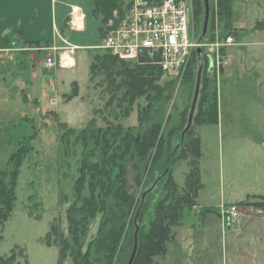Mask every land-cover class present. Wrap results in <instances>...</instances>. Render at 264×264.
Here are the masks:
<instances>
[{"label": "rangeland", "instance_id": "rangeland-1", "mask_svg": "<svg viewBox=\"0 0 264 264\" xmlns=\"http://www.w3.org/2000/svg\"><path fill=\"white\" fill-rule=\"evenodd\" d=\"M186 1L193 6L195 28L200 35L205 14L198 23L194 0ZM231 5L232 30H237L233 36L239 45L228 51L229 66L225 71L218 73L216 67L208 74L217 78L219 122L194 125L191 136L201 140L199 165L205 190H264V29L256 28L257 23H264V0H233ZM211 12L209 40L221 27L217 0H211ZM109 24L100 22L99 32L100 28L107 30ZM223 32L230 31L224 28ZM96 39L94 45L103 43L101 33ZM96 46L78 50V65L71 69L61 68L60 63L46 68L44 53L34 59L35 73L31 58L26 63L21 59L16 67H0V169L10 167L12 155L26 139L32 147L20 168L14 212L0 228V255L23 249L25 255L18 256L21 264H73L70 253L60 262L54 234L52 246L46 244L45 237L53 224L69 236L67 210L76 200L74 186L85 156L82 130L120 125L122 133L129 130L136 134L139 117L149 106L151 111L163 110L167 130L178 128L183 124V115L188 116L191 90H195L184 84L188 68L177 75L165 74L158 81L163 96L157 97L152 91L148 98L141 97L131 104L123 99V91L115 90L120 78L111 83L104 71L91 72L94 56L105 52ZM210 57L204 51L203 62L208 64ZM131 63L143 65L145 61ZM75 83L78 95L69 98ZM164 96L168 98L165 103ZM90 160L94 162V156ZM189 161H179L172 167L180 188L185 185ZM231 168L232 176L228 173ZM151 186L136 190L138 201ZM84 195L88 196V189ZM159 195L154 192L147 197L146 225L153 219ZM101 219L102 214H98L89 221L84 250L95 238ZM182 224L199 225V219L187 210Z\"/></svg>", "mask_w": 264, "mask_h": 264}, {"label": "trees", "instance_id": "trees-1", "mask_svg": "<svg viewBox=\"0 0 264 264\" xmlns=\"http://www.w3.org/2000/svg\"><path fill=\"white\" fill-rule=\"evenodd\" d=\"M148 1L159 3L162 0ZM131 2L132 0L126 3L125 0H93V15L106 26L115 20V12L123 16ZM194 4L195 19L199 23L205 14V0H194ZM231 4V0H217L222 31L225 28L229 33L234 31ZM256 28L264 29V23H257ZM100 33L104 39L107 30L100 28ZM144 61L143 65H136L110 52H104L94 56L90 70L94 74L104 71L111 83L115 82L116 77L120 78L115 90L123 91V99L134 104L141 97L148 98L152 91L156 92L157 97L163 96L158 81L165 73L159 66L149 62V59ZM196 64L199 65L198 68ZM200 70V93L193 125L182 137L188 124ZM209 73L212 74L209 64L201 62L198 54L194 53L184 84L195 90L194 93L191 90L192 100L188 101V116L186 113L183 115V124L178 128L167 130L163 110L151 111L149 106L139 117L140 126L136 134L129 130L122 133L120 125L114 128L87 127L81 131L85 156L79 170L80 177L74 186L76 200L67 210L69 236H65L60 226L53 224L45 237L46 244L52 246L51 235L56 236L54 241L60 247V262L70 253L73 264H115L119 261L120 264H127L139 227L138 251L134 264H159L156 258L166 253L167 244L175 237V229L182 225L184 213L198 205V195L203 188L199 165L202 158L201 140L200 137L191 135L194 125L219 122L217 78L214 75L208 76ZM74 85L69 98L78 95V85ZM167 99L164 96L163 103ZM28 140L29 138L12 155L10 167L0 169V228L15 209L20 168L32 149ZM93 156L94 162L90 160ZM182 160H190V170L184 187L180 188L172 167ZM159 178L155 188L146 196L143 193L138 201L136 190L148 184L153 185ZM86 189L88 196L84 195ZM154 192L160 194L159 200L153 219L146 225L144 214L147 197ZM240 204L264 210V196L250 195ZM98 214H102V219L97 234L84 250L88 223ZM24 255L23 249H14L10 255H0V264H21L18 256Z\"/></svg>", "mask_w": 264, "mask_h": 264}, {"label": "crops", "instance_id": "crops-1", "mask_svg": "<svg viewBox=\"0 0 264 264\" xmlns=\"http://www.w3.org/2000/svg\"><path fill=\"white\" fill-rule=\"evenodd\" d=\"M93 9V0H0V67H16L21 59L23 63L32 59L35 73L36 55L47 56L49 53L44 49L49 46L65 47L63 40L75 51L64 56L66 66L60 65L61 68L77 67V51L94 49L96 37L100 36V22L94 18ZM72 15H81V20ZM71 21L79 27L72 28ZM234 47L225 50L228 66V51ZM62 52L61 49L55 52L56 63ZM228 173L232 176V168ZM250 195L264 196V190L202 188L198 205L191 210L201 226L184 223L179 226L167 244L166 253L157 257L159 260L156 258L158 263L264 264V210L240 205ZM222 205H238L242 216L232 221L222 215Z\"/></svg>", "mask_w": 264, "mask_h": 264}, {"label": "built area", "instance_id": "built-area-1", "mask_svg": "<svg viewBox=\"0 0 264 264\" xmlns=\"http://www.w3.org/2000/svg\"><path fill=\"white\" fill-rule=\"evenodd\" d=\"M109 26L102 49L137 63L151 59L171 75L180 74L189 67L197 48H204L212 64L219 69L222 50L235 44L233 37L220 38L217 31L215 39L210 41L195 37L193 6L186 0L159 3L133 0L130 9L123 16H117ZM53 65V56H48L47 66ZM222 213L234 220L241 215L237 206L224 207Z\"/></svg>", "mask_w": 264, "mask_h": 264}, {"label": "water", "instance_id": "water-1", "mask_svg": "<svg viewBox=\"0 0 264 264\" xmlns=\"http://www.w3.org/2000/svg\"><path fill=\"white\" fill-rule=\"evenodd\" d=\"M209 20H210V0H205V17H204V25H203V36H205L207 31H208ZM198 54L201 55V50H198ZM201 74H202V70H200V72L198 74V78H197L198 80H197V84H196V90H195V94H194V98H193V102H192L191 111H190L189 118H188V124H187L185 130L182 132V137H184L186 135V133L191 129V127L193 125L194 115L196 112L197 102H198L199 93H200ZM159 180H160V178L153 184V186L150 189H148L146 192H144V196H146L147 193H149L150 191H152L155 188V186L159 182ZM138 230H139V227L137 228V231L135 233V241H134L133 250H132L131 256H130L127 264H134V261H135L136 255H137V251H138Z\"/></svg>", "mask_w": 264, "mask_h": 264}]
</instances>
